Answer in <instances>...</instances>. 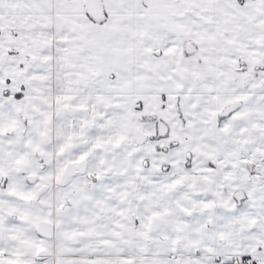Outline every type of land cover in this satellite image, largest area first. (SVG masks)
<instances>
[{"label":"snow or ice","instance_id":"6c2138e0","mask_svg":"<svg viewBox=\"0 0 264 264\" xmlns=\"http://www.w3.org/2000/svg\"><path fill=\"white\" fill-rule=\"evenodd\" d=\"M0 264H264V0H0Z\"/></svg>","mask_w":264,"mask_h":264}]
</instances>
